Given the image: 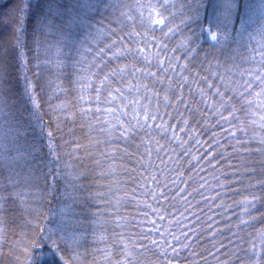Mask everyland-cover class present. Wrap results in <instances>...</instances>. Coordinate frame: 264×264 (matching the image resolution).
I'll return each mask as SVG.
<instances>
[{
	"label": "snow or ice",
	"instance_id": "1",
	"mask_svg": "<svg viewBox=\"0 0 264 264\" xmlns=\"http://www.w3.org/2000/svg\"><path fill=\"white\" fill-rule=\"evenodd\" d=\"M0 25L10 29L0 34V256L18 261L22 250L31 264H84L91 237L103 245L91 264L97 256L99 264H264V159H251L264 156V0H17L0 12ZM205 34L230 54L194 70ZM68 67L75 102L49 98L42 112L53 77ZM44 115V127L55 125L47 152L31 132ZM77 122L87 145L63 141L75 130L64 133L61 124ZM209 124L221 131L195 155L197 129ZM257 129L261 135H249ZM56 132L74 145L67 160ZM82 150L90 167L74 156ZM205 164L226 169L224 182L215 178L226 191L212 189L211 198L197 178ZM119 176L138 181L130 194L136 217L121 213L133 200L117 195L126 183ZM196 196L197 207L221 201L225 228L188 223ZM45 204L44 226L26 247L16 229L38 226Z\"/></svg>",
	"mask_w": 264,
	"mask_h": 264
},
{
	"label": "trees",
	"instance_id": "2",
	"mask_svg": "<svg viewBox=\"0 0 264 264\" xmlns=\"http://www.w3.org/2000/svg\"><path fill=\"white\" fill-rule=\"evenodd\" d=\"M17 2V0H0V12H5L7 11V9L11 8L15 3ZM176 23H179V20L176 21ZM165 31H167V29H165ZM197 31H199L197 29ZM0 34L2 35H9L10 34V29L9 30H5L3 25H0ZM187 34V33H185ZM157 35H160L159 33H157ZM179 39V37H174L173 38V44ZM260 39L259 35L256 36L255 40L252 41V45L255 46L256 45V41H258ZM198 47H199V52L197 53V69L194 70H198V66L200 61H203L205 63V65H207L208 63H212L215 64L217 62V60L222 61L224 59V56L230 53H224L222 50H218V46H214V42L211 41V39L207 36V34H205V36H203L200 40L197 41ZM237 52L242 53L243 49H237ZM206 58V59H205ZM75 79V73L72 69V67H68L63 75H61V77L59 79H55L53 77V87L51 90H49L48 95L43 97V109L42 112H47L48 108H49V104H48V100L49 98H51V104L52 105H58L61 103H68L69 105H71L72 103L75 102L76 97L78 95V92L75 90V85L72 84V81ZM16 87L19 89L20 94H23L24 88L26 87V85L24 84L23 81V77H19V83L16 85ZM59 97V98H57ZM25 103L27 104L28 102L25 101ZM30 107V105H29ZM24 115L27 117L28 116V112H25ZM204 122H202L203 124ZM212 124H214V121L211 122ZM49 124V116L48 115H44L43 121H33V128L31 129L32 132V137L35 140V142L37 143L38 146L43 145L44 146V150L45 152H47V145L49 143L48 139H47V132L49 130H53L55 131V125H52L50 128L49 127H44V125ZM224 127H228V125H224ZM61 128L63 130L64 133H67L68 131L74 129L75 133L73 136H68V135H64L63 137V141H70V140H78L79 143L81 145H87L89 143V141L87 139H85V133L87 132V129H83L81 130L80 128V124L79 122H77L75 125L69 123V124H61ZM197 131L200 133V135L197 137L198 139L201 140V144L199 146L195 145V141H193V151L195 155H202L204 154L208 149H209V145L213 144V133H220V128L218 127H212L211 124H209L206 128H201V129H197ZM261 135L262 133L259 132V129H257L256 133H252L251 131L249 132V135ZM61 137V132H56L55 135V140L56 143L60 145V149L59 151L61 152L62 155L65 156V159L67 160L68 157L65 155L68 152L72 151V148L74 147V145L72 144H67L65 145L63 143V141H61L60 139ZM187 138V137H185ZM217 139L223 141L224 137L223 136H217ZM252 148L253 150H255L257 148V144L254 141L252 143ZM198 149V150H197ZM213 153H218L223 151V145L221 146H214L212 148ZM231 151V149H229V152ZM74 156H80L83 159V164L85 166L90 167L91 166V161L86 159V153L85 151H81L79 153H75ZM251 159H254L256 161H259L261 159H264V156H254ZM217 160H219V156H217ZM132 163H128L125 165L126 168H128V170L131 172L132 171ZM213 164L216 163V161H212ZM223 161L221 162V165H223ZM204 171L199 173V177H197L198 179L200 177L203 178V181L207 182L208 184V189L204 190L203 195L205 197H214L216 195V191H212V189H216L217 191H226V190H222L219 189V184L216 181V177H221V181L220 182H224L222 179V173L226 170L223 166L218 167L215 171H212L211 165L209 164H205L204 165ZM230 171V170H228ZM136 177H138L139 172L137 171L134 174ZM118 179L124 180L126 183L121 185V187L123 189H125V191L121 192V193H117V195L119 196H128L130 199L133 200L132 204H128L126 207L121 209V213L122 214H131L133 217L137 216V210H136V205H135V200L138 197H131V192L134 191L137 187V179H133L131 176H119ZM42 183V182H41ZM183 187V185H181ZM193 187H198V185H191L189 187V191H192ZM157 191H159V189H157ZM142 199V198H141ZM235 199H240V197H235ZM198 201H201V197L200 196H196L195 199H191V208L190 211L186 212L185 215L188 216V223H193L197 218H199L200 220V224L196 225V227L198 228H202L204 226H206V222L207 223H212L213 228H225L226 227V222L224 220V217L221 215H217V213L221 212L222 210L217 208V205L221 203L220 200H217L215 202V204H212L211 202L209 204H204V203H199V206L197 207V203ZM226 202H230V201H226ZM177 206L180 208V211H184V207L185 206H181L178 202H177ZM47 211V205L45 204L41 209H40V219L38 221V226H37V222L34 221L33 225H29L26 228H17L16 230L18 232H23L25 234L24 239L26 241L25 246L26 247H30L31 243L33 240L37 239V233L39 231V227H43L44 226V215L46 214ZM174 211V209H172L171 207H169V212ZM234 212H238L239 209L233 208ZM193 213H195V215H193ZM22 215L25 216V218L27 217V212L21 213ZM36 213L33 212L32 216L35 217ZM209 217H213V219L215 221H220V223H214L213 221H209ZM22 223V221H17V224ZM225 235H227V233H225ZM87 247V251L89 253L88 255V260L84 262V264H91V261L93 259V255L92 253L94 252L95 248L97 247H103V245H96L93 243V241L91 240V237H89L88 239V243L86 245ZM199 251V249H197ZM4 252H7L8 249L5 246L3 249ZM80 251H84V249H81ZM185 256L187 255V253L184 254ZM16 256L19 257V260L17 261L15 259V257H13V259L11 261H9L8 259H5L4 257L0 256V264H31V257L29 254L24 253L22 250L17 251ZM36 259L39 258V255H37L35 257ZM98 264H99V257H96ZM183 259V257L181 258ZM209 260H211V257H209Z\"/></svg>",
	"mask_w": 264,
	"mask_h": 264
}]
</instances>
